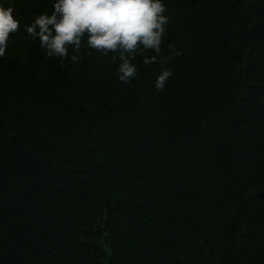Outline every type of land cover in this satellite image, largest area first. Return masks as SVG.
Returning a JSON list of instances; mask_svg holds the SVG:
<instances>
[{"label":"trees","instance_id":"trees-1","mask_svg":"<svg viewBox=\"0 0 264 264\" xmlns=\"http://www.w3.org/2000/svg\"><path fill=\"white\" fill-rule=\"evenodd\" d=\"M163 2L121 82L87 33L77 62L26 33L53 0H4L0 264H264V0Z\"/></svg>","mask_w":264,"mask_h":264},{"label":"clouds","instance_id":"clouds-1","mask_svg":"<svg viewBox=\"0 0 264 264\" xmlns=\"http://www.w3.org/2000/svg\"><path fill=\"white\" fill-rule=\"evenodd\" d=\"M14 11L13 5L5 6L4 0H0V57L6 53L9 34L20 27ZM165 11L163 0H53L51 14H36L24 29L33 41L39 39V46L48 57L68 58L71 45L73 62L79 60L76 53L87 33L89 48L105 53L119 50L117 77L128 82L137 75L136 64L130 58H135L141 46L143 50L160 52L169 21ZM156 60V56L144 57L145 64ZM171 75V69L161 70L156 77V89L163 90Z\"/></svg>","mask_w":264,"mask_h":264}]
</instances>
